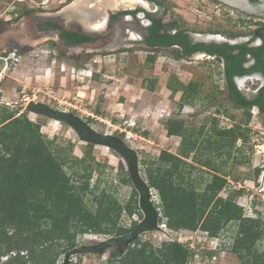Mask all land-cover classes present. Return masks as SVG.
<instances>
[{
  "label": "rangeland",
  "instance_id": "1",
  "mask_svg": "<svg viewBox=\"0 0 264 264\" xmlns=\"http://www.w3.org/2000/svg\"><path fill=\"white\" fill-rule=\"evenodd\" d=\"M42 1L44 0H0V21H9L15 25L25 17L30 19L34 13L53 12L73 2L48 0L42 6ZM143 1L150 11L157 10L156 15L161 23L175 22L181 28L198 35L212 34L219 30L220 35L226 39L228 34L224 33L236 32V40L245 42L251 38L256 25L264 24V17L251 16L217 0ZM25 9L31 10L28 16H24ZM254 19L257 22L254 23ZM1 29L5 30V26H1ZM52 49L54 48L48 41H41L31 51L18 53V61L5 74L3 72L0 110L8 107L16 112V116L24 114L25 118L40 126V133L46 141L54 140V146L65 149L69 145L67 151L63 152L67 158L82 159L87 156L92 163L98 165L91 176V187L100 182L98 190H106L120 204L127 201L131 194V187L119 182L122 176L121 164L127 171L123 159L112 150L101 146L88 150L86 143L81 142L69 126L25 112L30 101L72 112L99 133L121 135L119 129L131 132L130 140L138 153L142 176V162L151 163L162 151L175 154L179 148L181 138L167 136L162 123L165 120L162 119L163 115L166 119L182 120L188 130L195 132L196 137L203 128L199 137V142L202 140L198 144L199 149L207 146L205 139L216 138L212 130L213 119L217 120V130L240 126V129L247 130L246 139H237L233 147L226 149L227 153L221 151V155L213 144L209 150H204L203 157H208L220 173H226L228 185L219 196L230 198L242 207L244 216L259 218L262 239L258 248L260 252H264V120L254 111L246 121L242 111L224 101V95L218 93L221 84H214L218 81L214 77L218 69L208 71L211 74L208 80L201 59L178 60L173 49L168 48L152 53L140 45L127 46L102 54L95 53L90 60L83 58L76 63L61 58ZM150 56L153 62L148 61ZM3 67L0 63V72ZM98 70L100 73H96ZM191 80L199 83V90L197 99L189 103L182 102L181 92L172 94L167 87L170 83L188 84ZM243 92L247 93L246 90ZM161 102L165 106L158 107ZM215 105L219 109H215ZM162 108L164 113H160ZM88 151L89 154L86 155ZM187 161L196 164L191 158ZM64 170L68 171L67 167ZM204 170L203 173L191 170L186 175H190L197 184L201 180L209 179L213 173L208 168ZM153 192L157 204V193ZM92 198L91 195L90 199ZM95 208L96 205L93 210ZM139 212L132 217L123 212L120 225L128 228L132 221L139 222L143 216ZM237 226L234 222L226 224L220 232L219 241L214 240V237L206 238L205 231L201 228L195 231H173L167 226H162L158 231L144 233L137 240L139 246L149 244L153 249L160 248L164 242H178L191 250L185 264H236L237 257L222 249V246L223 243L227 246L232 244ZM113 236L80 235L77 237L76 247ZM113 250L118 258L122 257L117 249L112 248L103 254H83L66 258V253H61L60 248L54 247L53 264H108ZM10 254L1 257L0 264L5 263Z\"/></svg>",
  "mask_w": 264,
  "mask_h": 264
},
{
  "label": "trees",
  "instance_id": "2",
  "mask_svg": "<svg viewBox=\"0 0 264 264\" xmlns=\"http://www.w3.org/2000/svg\"><path fill=\"white\" fill-rule=\"evenodd\" d=\"M30 12L25 9V13ZM122 13L126 12H119ZM156 24L151 28L150 45L169 46L179 37L189 53L202 48L201 45L190 46L187 37L182 34L161 36L157 41L153 38L158 30ZM225 49L236 50V54L228 55L227 59H236V64L240 66L248 53L260 57L264 46L252 49L244 43L223 44L218 48L219 51ZM148 61L153 62V58L150 56ZM239 70V73L248 71ZM167 87L172 94L181 92L182 102L189 103L198 97L199 83L195 80L187 85L170 83ZM229 90L233 101L249 104L234 84H229ZM249 117L250 114L246 121ZM216 121L212 120L216 138L205 139L207 146L199 149L203 128L196 137L182 120H164L162 123L167 136L181 138L179 148L175 154L162 151L151 163L142 162L143 177L157 193L160 224L164 223L173 231L201 228L210 236L218 237L226 224L234 222L238 226L233 242L229 246L223 243L222 249L237 257L236 264H264V252L258 248L262 239L259 218L244 216L242 207L230 198L219 196L228 185L226 173H220L208 157H203L204 150H209L213 144L219 155L227 153L226 149L232 148L237 139H246L247 130L240 129V126L217 130ZM120 136L123 138V135ZM54 145V140L46 141L40 133V126L25 118L24 114L16 116V112L8 107L1 108L0 258L12 253L3 264H53L54 247L66 253L76 247L80 235L120 236L133 230L138 223L132 221L128 228L119 223L123 212L129 217L140 213L138 194L122 164L119 182L131 187V194L127 201L120 204L106 190H98L100 182L91 187V176L98 165L87 156L82 159L67 158L63 152L69 145L65 149ZM86 147L91 150L94 146L86 144ZM190 158L195 165L187 161ZM65 167L68 171L64 170ZM204 168L213 173L200 183L196 184L190 175H186L191 170L203 173ZM94 205L96 208L93 210ZM138 242H134V246H130L121 258L115 250L111 251L108 264H185L191 254V250L178 242H164L158 249L149 244L139 246Z\"/></svg>",
  "mask_w": 264,
  "mask_h": 264
},
{
  "label": "flooded vegetation",
  "instance_id": "3",
  "mask_svg": "<svg viewBox=\"0 0 264 264\" xmlns=\"http://www.w3.org/2000/svg\"><path fill=\"white\" fill-rule=\"evenodd\" d=\"M70 4H72V2L53 12L43 11L34 13L30 19L27 20V17H25L24 20H18V23L15 25L9 21H0V52L16 50L18 53L25 54L31 51L35 44L41 41H48L54 48L52 49L54 53L57 52L61 58L76 63L83 58H88L87 60H90L96 55L95 53L102 54L110 52L113 51V49H118V47L126 48L127 46L140 45L143 49L152 53L166 48L173 49L174 56H179L178 60L191 61L195 58L201 59L204 63L206 79L208 80L211 75L208 71H211V69H218L215 71L216 76H214L218 81L214 82V84H221L218 93L224 95V101L237 110L242 111L245 117L256 111L259 118L262 121L264 120V50L260 57L248 53L240 66L236 64V59H227L228 55L236 54V50H218L223 44L231 45L229 41H236V32H223L224 34H228L226 39L224 37L222 38L227 41L224 43H218L217 40L214 39L205 41V39L202 40L200 38V36L204 35L189 32L187 29L181 28L175 22L167 24L161 23L158 19L159 17L156 15L157 10L150 11L149 8H147L149 6L144 7L140 5L133 8L135 10L127 9L125 11H119L126 13L119 14L118 12L111 15L107 23L105 22L102 26H100L99 22H93L91 25L83 28L77 23V20L65 10ZM117 9L123 10L120 8ZM117 9H115V11H118ZM137 9L141 11H136ZM59 11L65 12V18L60 21L49 22L44 21L42 18ZM140 13H142L143 16ZM138 14H140L139 17H137ZM69 15H71V17H69ZM24 16H28V13ZM129 16L131 18H129ZM155 22H157L156 25L158 30L153 38L157 41L161 39V36L165 37L170 35L176 37L178 34H182L187 37L190 46L201 45L202 48L189 53L182 44V38L179 37L175 38L169 46L150 45L151 28L154 26ZM255 22H257L256 19H254V23ZM95 24L100 27L92 28ZM3 25L5 26V30L1 29ZM86 30L97 31L100 32V34L92 35L87 33ZM171 30L172 32H170ZM139 31H141V35L136 33ZM220 32L221 31L216 30L212 34H205V36H221ZM192 34L196 35L195 38L192 37ZM116 38H118L120 42H118V46L113 43ZM197 40L204 41V43H199ZM244 43L247 44V47L252 49L263 47L264 24L256 25L251 38H248V41L240 44ZM215 57H220L222 62L216 61ZM240 68L248 71L239 73ZM229 84H234L240 96L246 102H249V104H240L233 101L230 98ZM243 90H246L247 93H244ZM215 109H219V106L215 105Z\"/></svg>",
  "mask_w": 264,
  "mask_h": 264
},
{
  "label": "water",
  "instance_id": "4",
  "mask_svg": "<svg viewBox=\"0 0 264 264\" xmlns=\"http://www.w3.org/2000/svg\"><path fill=\"white\" fill-rule=\"evenodd\" d=\"M244 1L253 10L251 12H248L244 9L238 8L239 10L251 16L264 17V0H257L256 2H251L250 0H244ZM140 8L145 9L143 7ZM125 10L127 9L118 10V11H125ZM129 10H135V9H129ZM101 12L93 19L99 20V18L103 16ZM114 13L115 12L106 10V15H105L106 23L109 17ZM140 14L143 16L142 13ZM140 14H138L137 17H139ZM69 17H71V15H69ZM42 18L44 21L57 22L65 18V12L59 11L55 14L44 16ZM129 18L131 17L129 16ZM86 31L87 33L92 35L100 34V32L97 31H89V30ZM136 33L141 35V31ZM195 36L196 35L192 34L193 38H195ZM241 41L242 40H236L233 42L229 41V43L231 45H238L242 43ZM245 41H248V39ZM118 42L119 40L118 38H116L113 43L114 45L118 46V44L120 43ZM197 42L204 43V41H200V40H197ZM217 42L224 43L227 41L225 39H222V40H217ZM119 48L120 47H118V49ZM215 60L218 62H222V59L220 57H215ZM25 112L65 124L75 132L76 136L81 142L93 146H103L118 154L125 162L132 186L138 194V207L143 216L133 230L120 236H113L106 240L94 242L93 244L74 247L66 252V258L74 255H83V254H103L106 250L112 248L117 249L118 254L120 256H123L128 250V248L132 246L134 242L142 234L160 230L158 223L161 214H160V210L156 208V202L154 200V192H153L155 190L149 186L148 182L144 179V177L141 174L137 151L132 147H130L120 135L99 133L76 114L72 112H67L52 108L48 104L42 102L30 101L25 107ZM66 261H68V259Z\"/></svg>",
  "mask_w": 264,
  "mask_h": 264
},
{
  "label": "bare ground",
  "instance_id": "5",
  "mask_svg": "<svg viewBox=\"0 0 264 264\" xmlns=\"http://www.w3.org/2000/svg\"><path fill=\"white\" fill-rule=\"evenodd\" d=\"M220 1L231 7L244 9L248 12H251L253 10L244 0H220ZM138 5L145 7L147 4L143 0H73V3L70 4L65 10L69 12L72 15V17H74L77 20V23H79L83 28H85L91 25L93 22H99L100 26L105 24L106 10H110L114 12L115 9L117 8L133 9ZM100 12L103 16L100 17L99 20L93 19L97 15H99ZM100 26L95 24L93 25V27L92 26L90 27L99 28ZM200 38L202 40L205 39L206 41L210 39L222 40L223 37L204 35V36H200ZM85 76L89 77V75H85ZM160 229H162V227H160Z\"/></svg>",
  "mask_w": 264,
  "mask_h": 264
},
{
  "label": "built area",
  "instance_id": "6",
  "mask_svg": "<svg viewBox=\"0 0 264 264\" xmlns=\"http://www.w3.org/2000/svg\"><path fill=\"white\" fill-rule=\"evenodd\" d=\"M48 0H44L42 1L41 5L44 6L45 4H47ZM20 58V55L18 54V52L16 50H9V51H3V52H0V63L3 64V68H2V72H0V83L1 81L3 80V72L5 74V71L10 67L11 68V65H14L18 59ZM96 73H100V71L98 70ZM119 133L121 135H123V140L130 146L132 147L133 149H135L133 146H132V142H131V137H132V134L131 132H128V131H125V130H121L119 129ZM111 135H113L111 133ZM158 226L159 227H165L164 224H160V222L158 223ZM205 234V237L206 238H210L212 236H210V234L208 232H204ZM218 240L220 239V237H214V240Z\"/></svg>",
  "mask_w": 264,
  "mask_h": 264
},
{
  "label": "crops",
  "instance_id": "7",
  "mask_svg": "<svg viewBox=\"0 0 264 264\" xmlns=\"http://www.w3.org/2000/svg\"><path fill=\"white\" fill-rule=\"evenodd\" d=\"M191 81H192V80H191ZM191 81H190V82H191ZM190 82H189V83H190ZM185 85H187V84H185ZM176 94H177V93H176ZM163 105L165 106V103H164V102H161L160 105H159L158 107H163ZM160 113H164V109H163V108H162V110L160 111ZM164 117H165V116L163 115V116H162V119H165V120H166V118H164ZM165 133H166V132H165ZM173 137H175V136H171V138H173ZM176 137H177V136H176Z\"/></svg>",
  "mask_w": 264,
  "mask_h": 264
},
{
  "label": "clouds",
  "instance_id": "8",
  "mask_svg": "<svg viewBox=\"0 0 264 264\" xmlns=\"http://www.w3.org/2000/svg\"><path fill=\"white\" fill-rule=\"evenodd\" d=\"M63 70V69H62Z\"/></svg>",
  "mask_w": 264,
  "mask_h": 264
}]
</instances>
